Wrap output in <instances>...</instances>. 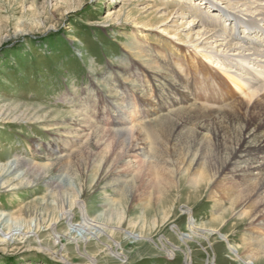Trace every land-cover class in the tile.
Returning <instances> with one entry per match:
<instances>
[{
	"label": "rangeland",
	"instance_id": "374dc122",
	"mask_svg": "<svg viewBox=\"0 0 264 264\" xmlns=\"http://www.w3.org/2000/svg\"><path fill=\"white\" fill-rule=\"evenodd\" d=\"M161 1L0 0V264H242L217 236L181 240L173 228L188 233L185 208L193 225L264 264V170L250 175L247 161L231 173L226 162L241 131L264 132V94L249 101L220 73L190 70L180 54L191 49L173 51L168 10H142ZM133 67L169 75L172 100L194 105L174 117L181 141L139 115L157 108L161 82H134L147 99L136 87L139 108L128 107ZM123 112L129 142L106 130ZM17 160L26 161L9 175Z\"/></svg>",
	"mask_w": 264,
	"mask_h": 264
},
{
	"label": "bare ground",
	"instance_id": "6f19581e",
	"mask_svg": "<svg viewBox=\"0 0 264 264\" xmlns=\"http://www.w3.org/2000/svg\"><path fill=\"white\" fill-rule=\"evenodd\" d=\"M139 1L141 2L143 0ZM125 2L126 1H124V3ZM125 6L126 5L122 6L123 9ZM128 8L130 12L132 10L135 12L141 11V9L136 10L135 8L137 7H134L133 9H130V7ZM163 9L168 10V12L165 15H162L164 16L162 17V20L170 24L169 27L171 28V31L169 33L171 34V38L178 42V44L173 46V51H182L179 50L176 45L184 47L186 50L191 49L192 54L187 52L185 53L190 54V56H185L183 52L180 54L183 55V60H188L190 70L203 72L202 76L204 74V77H206V75H215L213 76L215 80H219L215 73H220L224 79L229 82L237 94H243L244 99L249 101L256 97L258 99V97L261 95L263 96L264 0H162L161 5L149 2L146 3L144 8H142L144 13L151 15V17H156V15ZM145 21L146 22L144 24L146 25L143 26L151 25L150 19ZM179 29L185 31V34H182V31H178ZM198 58L200 60H197ZM177 64L178 61L176 63V60H174L172 65L170 64L171 66L169 67L175 68ZM163 67L168 68V66ZM213 70L215 73H212ZM130 75L134 81L129 84L130 89H126V92L129 91V95L125 93L128 96V107L131 106V109H137V107L139 108V106H136L135 104V97H139L138 95L140 94L134 93L133 89L137 91V88H140V86L133 84L134 82L139 83L140 81H143V85L148 86V89L150 86H152V82H161V84L158 85L160 89L157 85H155L157 86V91H155L157 94L154 93L155 98L157 99V108L153 111L150 110L144 113H142V110L141 113H139L140 111L135 112H138L139 115H147L146 117H148V119L149 117H157L158 123L166 124L167 127L165 129V133L171 137L172 141H181L184 138V132L186 130L181 123L174 119V117L176 114L183 111L181 107L182 105L189 106L190 110L194 108L193 104H191L193 105L192 108L191 105L187 103V101L190 99H187L186 102L183 100L179 101V103H176V101L172 100L173 97L169 96V94L171 95L172 90H174L171 87L174 85V80H172V82L171 80L169 81L170 76L162 73L161 71L155 70V72L151 73L149 77H143L142 74L139 73L135 67H133ZM162 81H167L168 85H162ZM221 82H224V80L221 79ZM140 89L141 90L138 91L139 93H143L141 95V99L144 100L146 97H143V95L146 92H144V89ZM145 89H147V87H145ZM132 94H135V97ZM131 112L134 113L132 110ZM131 112H129V115L132 116ZM122 115L123 116H121V114H117V116L114 117L116 119H109L110 121L107 120L106 123H109L110 127L108 126L106 130L112 133L115 138L120 139V141L129 142L133 136V130H135V128L133 129V127H128L130 122L126 118V114L124 112ZM98 122L100 123L102 121ZM89 127L91 126L85 125L83 128L88 129ZM203 128L206 129L204 125H201L199 128L200 130L198 133L200 136L204 133L202 130ZM239 137L240 138L237 140L234 148L230 150L229 158L226 160L227 164H231L230 172L234 173L233 169L235 165H245L247 161H252L254 170H251L250 175H255L257 173L260 174L261 171L264 170V132L257 135L251 133L242 134L241 131V135ZM56 150L49 149L47 150V153L49 156H51L55 154ZM140 154V148H135L130 150V154H126V156L136 157ZM24 161L26 160H17L11 163L8 167V174L12 175L16 173L23 165L22 163H24ZM10 181L14 180L11 179L6 183ZM2 185H4V183H1L0 186ZM9 186H11L10 190L15 188V185L8 184V188ZM262 188L264 189L263 186ZM185 209H183L184 211L182 214L188 216V233L181 234L176 227L173 228L174 232L179 235L181 240L188 241L200 239L207 242L209 237L217 236L218 242L225 243L226 251L231 255V257L236 258L242 262V264H256V261H254V259L251 257L242 259L239 256L238 247L229 244L228 237L220 233L218 230L199 229L193 225L190 212L188 209ZM88 225L90 226V231L104 230L98 226L97 222L95 224V221L92 220H89ZM89 234L93 236L95 235V233L91 232ZM132 237L140 239L139 236L132 235ZM107 251L113 253L112 247H108ZM165 253L167 257H171L173 255V252L171 251H166ZM59 259L64 261L61 257ZM64 264H67V262H64Z\"/></svg>",
	"mask_w": 264,
	"mask_h": 264
}]
</instances>
